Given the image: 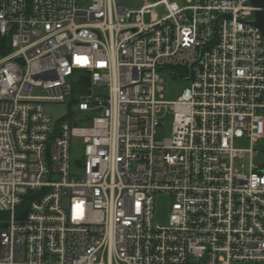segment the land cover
<instances>
[{"label":"built area","instance_id":"1","mask_svg":"<svg viewBox=\"0 0 264 264\" xmlns=\"http://www.w3.org/2000/svg\"><path fill=\"white\" fill-rule=\"evenodd\" d=\"M137 1L0 0V264H264V165L235 145L264 137L256 7Z\"/></svg>","mask_w":264,"mask_h":264},{"label":"rangeland","instance_id":"2","mask_svg":"<svg viewBox=\"0 0 264 264\" xmlns=\"http://www.w3.org/2000/svg\"><path fill=\"white\" fill-rule=\"evenodd\" d=\"M157 1V0H151ZM180 4L187 3V0H177ZM116 2L120 5L129 8L140 7L143 2H138L137 0H116ZM163 6L157 8L159 13H163ZM180 76L178 77L175 72H171L168 69L161 70L159 72L162 81L163 90L161 94L163 95V99L166 101H174L177 100L178 97L183 93V91L191 85L189 80H186V77L183 76L187 74L188 69L185 67H177L175 68ZM77 88H74V95L71 98L73 105L75 103V96L77 93ZM160 121L163 123V126L159 128V135L169 136L172 133L174 114L171 110L163 109L159 113ZM63 121H70V117H66ZM87 122H80V125H86ZM235 145L241 148H255L259 154L252 158L254 164L264 165V137L258 139L253 145L248 138H241L235 140ZM73 157L80 156L82 154V148L78 151L73 149ZM251 162V154L247 152L245 159L242 160V163L246 167V171H248L249 165ZM172 198L166 194H158L155 198V220L161 225L168 224L169 214L171 210Z\"/></svg>","mask_w":264,"mask_h":264},{"label":"water","instance_id":"3","mask_svg":"<svg viewBox=\"0 0 264 264\" xmlns=\"http://www.w3.org/2000/svg\"><path fill=\"white\" fill-rule=\"evenodd\" d=\"M251 4L256 7L255 11V21L252 23L260 29V31L264 35V0H250ZM226 17V15L219 16L216 20V28L218 26V21L221 17ZM202 54L203 50L200 56V59L197 61V64H200L202 61ZM190 75L186 77V80L192 81L194 77V65H191L189 67ZM47 111L53 115V123H52V129L56 123L57 120H59L61 117L65 116L67 114V109L65 107H56V106H48Z\"/></svg>","mask_w":264,"mask_h":264},{"label":"trees","instance_id":"4","mask_svg":"<svg viewBox=\"0 0 264 264\" xmlns=\"http://www.w3.org/2000/svg\"><path fill=\"white\" fill-rule=\"evenodd\" d=\"M8 39V38H7Z\"/></svg>","mask_w":264,"mask_h":264}]
</instances>
